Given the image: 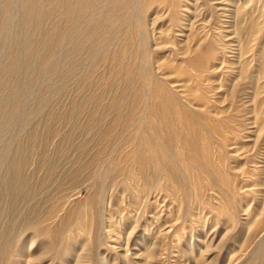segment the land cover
Masks as SVG:
<instances>
[{"label":"rangeland","instance_id":"374dc122","mask_svg":"<svg viewBox=\"0 0 264 264\" xmlns=\"http://www.w3.org/2000/svg\"><path fill=\"white\" fill-rule=\"evenodd\" d=\"M173 2L0 0V264H264V0Z\"/></svg>","mask_w":264,"mask_h":264},{"label":"bare ground","instance_id":"6f19581e","mask_svg":"<svg viewBox=\"0 0 264 264\" xmlns=\"http://www.w3.org/2000/svg\"><path fill=\"white\" fill-rule=\"evenodd\" d=\"M132 1L135 3V0H132ZM158 1L159 0H137V3H136L137 4V7H138V9L140 7V14L145 18V22H147L146 17L151 13L152 6H154L156 3H158ZM165 2H166V5L167 4L168 5L170 4V6L175 7V3L173 2V0H162V3H165ZM177 7H180V6L177 5ZM172 16H173V20L171 22H173L175 24V21H176L177 18L175 17V15H172ZM251 24L252 23H250L248 25L249 28H250V30H251V28H253V26ZM161 94H162V100H163V103L164 104H162V103L152 104L153 105L152 106L153 113L156 114V115H159L158 113H162V112H166V111H169L170 113L175 112V110H174V102H173L172 98L169 97L166 94V92H165V94H163L162 91H161ZM159 95H160V93H159ZM171 110H173V111H171ZM160 117L163 118V115L160 116ZM163 144H164V141L161 140V143L155 142V145L154 146L151 145V147H152L153 150H154L155 147L156 148L161 147V150H162L163 149V147H162ZM133 146H134L135 153H136V155L138 157L137 169L139 170V172H141L145 168V166H144L145 162L156 161L157 154L156 155L155 154L152 155L151 154L153 152L152 150H150V149H148V150L146 149L145 150V149H143V147H141L140 145H137V144L136 145H133ZM98 170L99 171H102V166L101 165H100V168ZM101 202H102V200H101ZM94 206L95 205H93L94 217H95V219H97V218H99V212H98V209L97 208H94Z\"/></svg>","mask_w":264,"mask_h":264}]
</instances>
